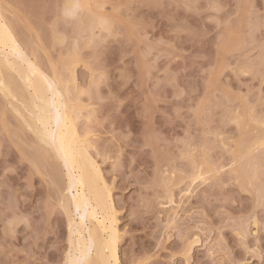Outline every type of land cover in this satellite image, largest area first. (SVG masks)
Masks as SVG:
<instances>
[{"label": "rangeland", "instance_id": "374dc122", "mask_svg": "<svg viewBox=\"0 0 264 264\" xmlns=\"http://www.w3.org/2000/svg\"><path fill=\"white\" fill-rule=\"evenodd\" d=\"M0 15L21 52H0V264H64L82 218L16 72L30 63L89 140L119 264H264V0H0Z\"/></svg>", "mask_w": 264, "mask_h": 264}, {"label": "bare ground", "instance_id": "6f19581e", "mask_svg": "<svg viewBox=\"0 0 264 264\" xmlns=\"http://www.w3.org/2000/svg\"><path fill=\"white\" fill-rule=\"evenodd\" d=\"M4 48H10V51L12 50L13 53L20 52L11 29L3 22L0 15L1 53L4 52L2 50ZM6 57L8 56L6 55ZM6 57L5 59H7ZM5 61L8 63L6 65L9 68H13L15 65L9 59ZM25 68L22 71L14 69L27 82L28 85L25 84L26 88L28 90L31 88L34 91L31 94L34 95L32 105L35 110H38L37 114L33 113L36 114L35 116L33 115L34 121H36L35 127L37 128L39 124L42 129L39 127L38 130L41 132L39 131L37 134L41 135L42 138H39H41L43 143H47L49 147L52 146V149L54 148V152L64 162L70 176L69 182L71 184L68 190L76 191L73 198L71 196L72 201H70V198L67 203L71 202L73 208V210L70 209L71 211L82 213V215L79 213L82 218L80 217V222H78L75 218L74 220L72 217H68L71 216L69 204L63 205L64 210L68 207L65 212H67L69 222L67 226L69 228L68 241L70 245V253L68 252L64 264H119L117 246L120 231L118 232L115 226L117 217L114 211L116 209L112 205V194L103 180L100 168L96 166L95 161L91 159L92 156L89 155L87 149L89 146L86 144L87 142L89 143V140H87V137L84 139L78 135L76 125H74L75 120L72 118L73 114H71L73 107L70 108L71 106L68 101H64V96H62L63 94L58 89L57 83L55 84V88L52 89L50 88L52 87L49 84L50 82H48L50 80L36 66L30 63L26 70ZM1 77L2 75H0ZM2 79L0 80V85H3L4 90L9 94L8 96L13 95L12 87L10 88V85L6 84ZM47 82L50 87L46 86ZM13 98L15 99V95ZM49 143L52 144L50 145ZM195 180L197 179L195 178ZM99 215L102 216L101 220L98 219Z\"/></svg>", "mask_w": 264, "mask_h": 264}]
</instances>
